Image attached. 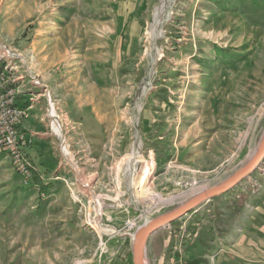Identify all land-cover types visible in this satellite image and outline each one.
Returning <instances> with one entry per match:
<instances>
[{
    "label": "rangeland",
    "instance_id": "1",
    "mask_svg": "<svg viewBox=\"0 0 264 264\" xmlns=\"http://www.w3.org/2000/svg\"><path fill=\"white\" fill-rule=\"evenodd\" d=\"M0 68L30 169L0 147V264H134L147 219L264 136V0H0ZM255 169L151 235L148 263L264 264Z\"/></svg>",
    "mask_w": 264,
    "mask_h": 264
},
{
    "label": "water",
    "instance_id": "2",
    "mask_svg": "<svg viewBox=\"0 0 264 264\" xmlns=\"http://www.w3.org/2000/svg\"><path fill=\"white\" fill-rule=\"evenodd\" d=\"M264 159V136L254 157L238 172L223 183L215 185L205 192L189 199L179 207L148 219L133 235V258L134 264H149L146 254L147 242L151 235L173 223L176 219L186 215L190 211L196 209L208 199L224 193L234 184L238 183L243 177L247 176L257 165V162Z\"/></svg>",
    "mask_w": 264,
    "mask_h": 264
},
{
    "label": "built area",
    "instance_id": "3",
    "mask_svg": "<svg viewBox=\"0 0 264 264\" xmlns=\"http://www.w3.org/2000/svg\"><path fill=\"white\" fill-rule=\"evenodd\" d=\"M19 94L20 88L11 85L6 69L0 68V147L9 150L22 172L29 173L24 158L26 134L18 128L27 111L16 103Z\"/></svg>",
    "mask_w": 264,
    "mask_h": 264
},
{
    "label": "bare ground",
    "instance_id": "4",
    "mask_svg": "<svg viewBox=\"0 0 264 264\" xmlns=\"http://www.w3.org/2000/svg\"><path fill=\"white\" fill-rule=\"evenodd\" d=\"M5 53H7V52L5 51ZM19 78H20V77H19ZM19 78H18V79H19ZM51 102H52V101H51ZM53 105H54V104H53ZM50 112H51V111H50ZM52 112H53V114H54V108H53V111H52ZM50 116H51V115H50ZM53 122H54V121H53ZM56 123H57V122H56ZM53 124H54V123H53ZM60 125H61V124H60ZM53 128H54V127H53ZM55 128H56V126H55ZM60 128H61V127H60ZM57 129L59 130V128H57ZM60 132H61V130H60ZM59 134H60V133H59ZM256 151H257V150H256ZM254 155H255V154H254ZM253 157H254V156H253ZM253 157H252V158H253ZM252 158H251V159H252ZM262 161H263V160L258 161L256 167H257ZM256 167H255V168H256ZM255 168H254L251 172H253L254 170H256ZM251 172H250V173H251ZM250 173H249V174H250ZM249 174H248V175H249ZM224 182H225V181H224ZM222 183H223V182H222ZM213 187H214V186H213ZM210 188H212V187H210ZM210 188H207V189H206V187H205V188H202V189H198L197 191L194 192V194H197V193H198L197 195H199V194L205 192L206 190H208V189H210ZM204 189H205V190H204ZM197 195H195V196H197ZM195 196H193V197H195ZM193 197H192V198H193ZM186 202H187V201H186ZM183 204H184V203H183ZM147 220H148V219H147ZM147 220H146V222H147ZM146 222H145V223H146Z\"/></svg>",
    "mask_w": 264,
    "mask_h": 264
},
{
    "label": "crops",
    "instance_id": "5",
    "mask_svg": "<svg viewBox=\"0 0 264 264\" xmlns=\"http://www.w3.org/2000/svg\"><path fill=\"white\" fill-rule=\"evenodd\" d=\"M20 79H22V78H20ZM25 126H24V124H23V128H24ZM26 128V127H25Z\"/></svg>",
    "mask_w": 264,
    "mask_h": 264
}]
</instances>
